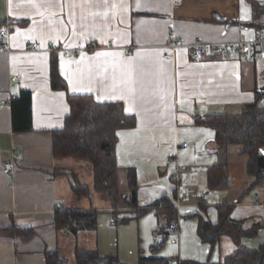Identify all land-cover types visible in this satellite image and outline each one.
Here are the masks:
<instances>
[{"label": "crops", "instance_id": "1", "mask_svg": "<svg viewBox=\"0 0 264 264\" xmlns=\"http://www.w3.org/2000/svg\"><path fill=\"white\" fill-rule=\"evenodd\" d=\"M254 2L264 9V0H0V28L8 30L13 50L0 53V264H47L46 251L77 264L78 248L125 264L143 257L218 264L236 249L235 241L225 234L215 245L207 243L199 223L216 225L223 204L234 207L232 224L255 233L242 243L264 246V182L256 184L248 174L242 147L220 151L216 131L199 125L205 117L242 114L264 102V52L247 46L196 60L187 46L167 48L172 36L185 45L255 41L264 13L257 15ZM54 63L66 91L51 86ZM16 75L21 78L12 82ZM22 91L33 101L28 133L13 130L12 101ZM70 95L120 103L136 117L134 128L117 132L120 192L130 194L134 170L137 207L168 198L179 216L174 230L155 210L122 223L137 207L115 205L96 191L88 159L54 157L53 136L71 115ZM15 152L21 160L7 175L4 166ZM224 160L229 188L212 190L210 171ZM75 182L90 188L87 196L75 194ZM65 208L98 211V229H57L55 213ZM20 230L33 233L25 238ZM160 238L166 243L153 253Z\"/></svg>", "mask_w": 264, "mask_h": 264}, {"label": "trees", "instance_id": "2", "mask_svg": "<svg viewBox=\"0 0 264 264\" xmlns=\"http://www.w3.org/2000/svg\"><path fill=\"white\" fill-rule=\"evenodd\" d=\"M259 16L264 9L259 3L252 4ZM260 32L264 27H259ZM261 34L263 35L264 32ZM261 36V35H260ZM51 86L56 90H67L66 82L58 72L57 64L51 66ZM71 111L66 119L64 127L54 133L53 155L54 157H74L88 159L95 175V190L105 192L115 205L120 201L128 208H136L138 204V184L136 172L130 170L128 184L130 194H121L118 179L119 167L117 166L116 150L118 145L117 132L122 129L134 128L136 117L127 114L120 103L97 102L89 95L73 96L68 98ZM33 101L29 91H22L12 101L13 130L19 133H28L33 124ZM199 125H203L216 131V139L220 151H227L229 145H239L243 154L248 156L246 164L248 174L255 177L257 183L264 182V102L260 105H250L242 114L214 115L200 119ZM227 154V153H226ZM209 186L212 190L229 188V167L227 160L219 163L210 171ZM73 191L78 196H87L89 187L81 186L78 182L73 184ZM234 207L220 205L219 221L216 225L202 220L199 225L200 238L215 245L220 236L229 235L234 239L236 249L218 264H264V246L260 249H252L242 243L246 236L254 235L232 224L231 215ZM155 210L159 216H165L166 226L178 220V211L168 198H162L159 202L148 205L145 209H135V215L121 219L127 223L133 219H140ZM117 214H119L117 212ZM55 226L64 229L71 234L80 231L98 229L100 213L95 210L84 211L79 208L59 209L55 213ZM165 226L161 227L164 232ZM25 233V238H30L32 231L20 230ZM152 252L156 253L166 243L165 238H160ZM77 264H125L116 256H101L96 249H76ZM47 264H65V259L59 258L57 252L46 251ZM138 264H200L193 261H182L179 258H140ZM204 264H212L210 262Z\"/></svg>", "mask_w": 264, "mask_h": 264}, {"label": "built area", "instance_id": "3", "mask_svg": "<svg viewBox=\"0 0 264 264\" xmlns=\"http://www.w3.org/2000/svg\"><path fill=\"white\" fill-rule=\"evenodd\" d=\"M12 22L7 25V27L11 26ZM8 30L6 28H0V38L5 40V42L0 43V53H5L8 55H11L13 50H11V46L8 45L6 39L8 37ZM187 46L189 48V52L191 56L198 60L203 58L204 56H207L212 53H226V52H237L240 53L242 49L245 47L249 46L251 49H259L261 52H264V34L261 35L259 38H257L253 42H226V43H212V44H207L204 42L197 41L196 43H192L190 45H185L184 42L181 40L175 38L172 36V38L169 41V44L167 46L168 50L176 52L179 49ZM48 48L50 51H55L56 49V44L55 43H49ZM32 50H37L38 45L34 44L31 46ZM80 50V49H79ZM64 56L69 58L70 52H64ZM172 57V54L167 53L164 58L169 60V58ZM21 78L20 75H16L12 77V82H15ZM264 94V91H262ZM2 106H5V103L3 102ZM187 146V143L184 145V147ZM12 159L10 162L6 163L4 166V173L7 175H11L12 172L15 170L17 162L21 160V155L16 153L12 156ZM203 199L206 200L207 196L206 194L203 195ZM170 229L174 230L176 226L170 225Z\"/></svg>", "mask_w": 264, "mask_h": 264}, {"label": "rangeland", "instance_id": "4", "mask_svg": "<svg viewBox=\"0 0 264 264\" xmlns=\"http://www.w3.org/2000/svg\"><path fill=\"white\" fill-rule=\"evenodd\" d=\"M230 52H231V51H230ZM263 80H264V70H263ZM235 148H241V146H239V145L236 146V145H235ZM134 261H135L134 259H131V260H130V264L134 263ZM136 264H137V261H136Z\"/></svg>", "mask_w": 264, "mask_h": 264}, {"label": "snow or ice", "instance_id": "5", "mask_svg": "<svg viewBox=\"0 0 264 264\" xmlns=\"http://www.w3.org/2000/svg\"><path fill=\"white\" fill-rule=\"evenodd\" d=\"M97 55H103V54H101V53H98Z\"/></svg>", "mask_w": 264, "mask_h": 264}]
</instances>
